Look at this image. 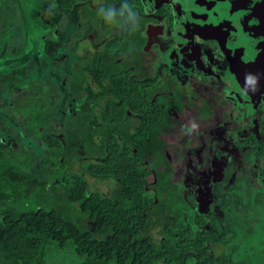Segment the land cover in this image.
<instances>
[{
	"label": "flooded vegetation",
	"instance_id": "1",
	"mask_svg": "<svg viewBox=\"0 0 264 264\" xmlns=\"http://www.w3.org/2000/svg\"><path fill=\"white\" fill-rule=\"evenodd\" d=\"M48 2L101 4L90 15H100L103 9L98 21L104 18L109 25H117V30L96 52L121 35L119 21L106 19L119 0ZM128 3L134 4L128 15L133 28L121 42L129 41L130 51L118 45L113 64L118 63V73L132 82L134 100L116 136L132 127L131 138L146 117L155 120L157 140L150 129L147 141L159 144L165 159L174 164L172 183L183 189L182 195L197 214L204 216L196 208L200 200L206 204L204 210L214 205L215 211L222 212L221 206L231 204L229 190L240 183L263 199L264 0ZM86 76L91 78L88 72ZM110 98L114 100L103 95L102 102L96 103L99 113L107 109ZM116 104L118 110L121 100ZM177 126L180 131L168 135ZM218 200L225 203L218 206Z\"/></svg>",
	"mask_w": 264,
	"mask_h": 264
},
{
	"label": "trees",
	"instance_id": "2",
	"mask_svg": "<svg viewBox=\"0 0 264 264\" xmlns=\"http://www.w3.org/2000/svg\"><path fill=\"white\" fill-rule=\"evenodd\" d=\"M128 1L119 0L120 3L106 14L109 23L119 21L121 35L88 60L86 67L81 69L82 78L79 80L81 91L91 102L101 103L106 94L114 97V103L108 99L109 106L100 111L104 124L102 139H106L102 143L105 149L103 162L89 164L86 170L101 179L115 181L117 186L110 197H104L101 192L90 190L81 174L70 171L64 174L66 165L62 164L49 171L41 185L48 178L66 185L67 199L73 205L65 206L63 211L35 194L38 189L51 199V189L47 192L40 185L35 187L28 183L20 186L25 182L23 169L9 166L8 157L12 150L0 149V264H48V252L53 246L58 251L74 252L81 259L79 264H189L191 261L194 264H232L226 256L214 255L211 249V244L222 242L226 237L208 228L206 218L195 213L182 195L183 189L172 183L174 164L168 163L159 144L147 141L150 129L153 130V140L156 139L153 127L156 121L150 122L146 117L141 129L131 138L128 136L131 149H124L116 136L117 126L125 119L126 111L133 109L134 100L132 82L128 76L118 73L121 69L118 63L113 64L118 45L122 44L125 52L130 51L129 41L121 42L133 28L128 15L134 4ZM59 5L71 9L75 4ZM23 34L27 39L25 50L32 48L35 54V41L28 30ZM38 38L39 44L42 38ZM27 71L28 67H24V72ZM86 72L96 88L84 78ZM21 78L20 70L0 75V92L6 87L5 83L10 82L13 99L24 106L29 97L18 95ZM31 90L36 95V88ZM119 100L121 105L117 110ZM137 101L141 105V98L138 97ZM39 113L42 116L49 113L48 107L42 103ZM42 142L53 149L50 152L53 159L63 147L54 136L43 137ZM38 159L39 156L27 165L34 168ZM147 172H150V180L146 179ZM161 179L165 194L158 190ZM11 180H16L17 186ZM155 192L157 196L160 194V205ZM84 220L95 223L94 229L84 224ZM155 227L161 230L159 240H155L152 233Z\"/></svg>",
	"mask_w": 264,
	"mask_h": 264
},
{
	"label": "rangeland",
	"instance_id": "3",
	"mask_svg": "<svg viewBox=\"0 0 264 264\" xmlns=\"http://www.w3.org/2000/svg\"><path fill=\"white\" fill-rule=\"evenodd\" d=\"M40 1L0 0V75L20 70L22 78L17 86L18 95L29 97L24 106L16 102L10 93V82L5 83L6 87L0 92V149L12 150L8 157L9 166L23 169L25 182L20 186L28 183L35 187L40 185L47 192L51 189V199L38 189L35 194L44 198L45 203L61 207L64 211L65 206L73 205L67 199L66 185L51 178L41 185L46 174L62 164L66 165L64 174L68 171L81 174L89 189L101 192L104 197H110L117 186L115 181L101 179L86 170L89 164L103 162L105 149L102 143L106 139H102L101 134L104 125L100 107L88 100L79 85L85 62L97 50L103 49L109 36L117 30V25H109L104 18L98 21L97 18L104 13L103 9L100 15H90L101 4H76L71 10H66L58 4H50V0ZM26 30L36 43L35 54L32 48H24L27 39L23 33ZM109 30L112 32L108 33ZM39 36L42 41L38 44ZM24 67H28L27 72H24ZM84 78L89 82L92 80L86 78V74ZM33 87L36 88V95L31 90ZM42 103L49 109L44 116L39 113ZM177 129L178 126L174 127L175 131L169 130L168 135L171 132L174 134ZM132 132L133 128L127 127L125 133L121 131L117 134L125 149L129 148L128 136ZM46 136L57 137L63 143L55 159L50 157L53 149L42 142ZM38 156L40 159L34 168L27 165ZM146 179H151L150 172L146 173ZM12 182L17 186L16 180ZM158 188L165 194L162 179ZM247 188L242 183L233 186L229 190L232 194L227 196L229 205L218 200V206L224 204L221 206L223 213L215 211L214 205L210 210H204L206 204L203 200L196 208L206 218L208 228L226 237L222 242L211 244L214 255H224L232 264H264V198H256L254 190ZM154 194L160 200L159 205L162 204L160 194ZM84 224L92 230L95 227V223L89 220H84ZM152 233L155 240L160 239L159 227H155ZM80 260L74 252L58 251L54 246L47 256L48 264H79ZM189 264H194V261Z\"/></svg>",
	"mask_w": 264,
	"mask_h": 264
},
{
	"label": "water",
	"instance_id": "4",
	"mask_svg": "<svg viewBox=\"0 0 264 264\" xmlns=\"http://www.w3.org/2000/svg\"><path fill=\"white\" fill-rule=\"evenodd\" d=\"M204 1H206V0H204Z\"/></svg>",
	"mask_w": 264,
	"mask_h": 264
}]
</instances>
